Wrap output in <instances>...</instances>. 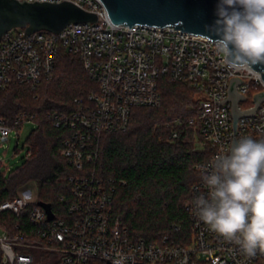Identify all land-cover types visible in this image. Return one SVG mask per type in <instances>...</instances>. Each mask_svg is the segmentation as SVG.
I'll return each instance as SVG.
<instances>
[{
    "label": "built area",
    "instance_id": "2783aa9c",
    "mask_svg": "<svg viewBox=\"0 0 264 264\" xmlns=\"http://www.w3.org/2000/svg\"><path fill=\"white\" fill-rule=\"evenodd\" d=\"M19 1L72 3L96 14L98 21L72 23L58 34H29L24 28L4 33L0 39V89L17 82L36 90L42 81L54 77L62 50L79 57L95 89L75 100V110L51 114L54 125L69 132L60 154L72 169V174L59 179L69 189L51 205L53 216L30 192H18L17 197L0 204L1 263L264 264V253L248 256L196 216L193 201L208 191L203 179L192 187L186 205L189 239L176 244L169 237H131L114 216L116 180H104L90 168L98 159L103 135L125 132L133 109L161 106L164 80L194 89L195 124L204 141L216 150L212 161L228 151L234 138L264 139V99L256 102V96L264 94L263 78L257 80L226 65L215 40L208 37L175 27L117 26L100 0ZM233 79L240 80L237 92L245 97L239 102L240 110L257 107L253 115L238 120L236 129L232 103L226 101ZM28 123L36 124L35 114L22 111L13 121L0 117L1 142L9 141L12 131L20 132ZM179 135L178 130L172 133L173 138ZM211 162L195 169L205 175ZM0 163L3 170H9Z\"/></svg>",
    "mask_w": 264,
    "mask_h": 264
},
{
    "label": "trees",
    "instance_id": "16d2710c",
    "mask_svg": "<svg viewBox=\"0 0 264 264\" xmlns=\"http://www.w3.org/2000/svg\"><path fill=\"white\" fill-rule=\"evenodd\" d=\"M94 89L83 62L65 50L59 53L54 77L42 81L36 90L17 82L0 89V117L13 121L25 111L35 114L37 125L27 139L29 153L24 163L7 171L0 163V204L17 197L19 189L29 183L37 185L38 200L50 205L69 189L59 181L72 174L60 154L69 132L56 127L51 114L75 110V100ZM160 89L161 106L133 109L125 132L102 136L98 159L90 168L104 180H116L114 216L131 237H169L182 244L189 239L186 205L191 189L204 176L195 167L211 162L216 150L204 141L195 124L194 89L166 80ZM174 130L180 132L179 137H172Z\"/></svg>",
    "mask_w": 264,
    "mask_h": 264
},
{
    "label": "clouds",
    "instance_id": "9594fccd",
    "mask_svg": "<svg viewBox=\"0 0 264 264\" xmlns=\"http://www.w3.org/2000/svg\"><path fill=\"white\" fill-rule=\"evenodd\" d=\"M206 28L229 67L264 78V0H217ZM207 195L193 201L196 216L211 231L252 257L264 253V139L242 137L209 165Z\"/></svg>",
    "mask_w": 264,
    "mask_h": 264
},
{
    "label": "water",
    "instance_id": "95a60500",
    "mask_svg": "<svg viewBox=\"0 0 264 264\" xmlns=\"http://www.w3.org/2000/svg\"><path fill=\"white\" fill-rule=\"evenodd\" d=\"M111 22L117 26L146 25L156 27H175L189 34L201 35L216 40L214 33L206 28L215 19L217 0H100ZM96 14L85 11L72 3H42L19 0H0V39L13 28H24L31 34L48 31L58 34L72 23L97 22ZM257 71H264L256 66ZM264 80V78H263ZM239 79H233L227 102L232 103L234 128L241 117L253 115L252 110L241 111L239 102L245 97L237 92ZM264 94L256 96L257 105ZM237 141L233 139V143ZM232 143V144H233ZM52 217L51 205L38 202Z\"/></svg>",
    "mask_w": 264,
    "mask_h": 264
},
{
    "label": "rangeland",
    "instance_id": "374dc122",
    "mask_svg": "<svg viewBox=\"0 0 264 264\" xmlns=\"http://www.w3.org/2000/svg\"><path fill=\"white\" fill-rule=\"evenodd\" d=\"M36 127V124L28 123L20 132L16 130L12 131L9 141L1 142L0 140V161L4 163L7 169L13 170L24 163L29 153L26 142ZM198 148L203 149L201 145ZM23 192H30L34 198L38 196V187L35 183H29L19 189V193ZM1 234L2 232L0 231Z\"/></svg>",
    "mask_w": 264,
    "mask_h": 264
}]
</instances>
